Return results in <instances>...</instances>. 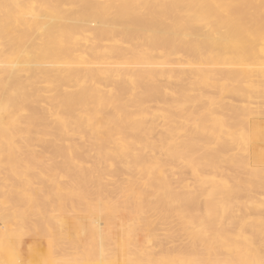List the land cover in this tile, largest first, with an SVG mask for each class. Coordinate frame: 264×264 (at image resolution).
<instances>
[{
	"label": "bare ground",
	"instance_id": "1",
	"mask_svg": "<svg viewBox=\"0 0 264 264\" xmlns=\"http://www.w3.org/2000/svg\"><path fill=\"white\" fill-rule=\"evenodd\" d=\"M261 115L264 0H0V264H264Z\"/></svg>",
	"mask_w": 264,
	"mask_h": 264
},
{
	"label": "rangeland",
	"instance_id": "2",
	"mask_svg": "<svg viewBox=\"0 0 264 264\" xmlns=\"http://www.w3.org/2000/svg\"><path fill=\"white\" fill-rule=\"evenodd\" d=\"M228 100H232L233 98H227ZM257 102H258V100H256ZM255 101V102H256ZM256 102V103H257ZM256 103H254V104H252L253 106H259V105H261V103H258V104H256ZM264 115H261V117L260 118H256V119H261V120H263L264 121ZM253 119H255V118H253ZM255 119V120H256ZM263 145H264V143H262V142H260L259 144H258V146H259V148H261V149H264V147H263ZM39 149V148H38ZM235 151H237L236 149H235ZM234 151V149H233V151L232 152H235ZM255 166H260V165H255ZM184 169V170H183ZM182 170H183V177L185 178L186 176V178L188 179V181H186V182H188V183H190L191 185V187L192 186H194V184H196V180H195V178H194V175L192 174V172L190 171V169L189 168H187V167H183L182 168ZM244 170V169H243ZM242 169L239 171L240 172V174L242 175V176H244L246 173H247V171H245V172H242L243 171ZM246 170V169H245ZM210 171H212V170H210ZM209 171V172H210ZM213 171H215V170H213ZM207 172V171H206ZM209 172H207V173H209ZM228 172L229 173H231V170H228ZM190 173V174H189ZM219 172L218 171H215L214 172V175H215V178H217V179H219V174H218ZM242 173H245V174H242ZM186 176H185V175ZM210 174V173H209ZM212 174H213V172H212ZM211 174V175H212ZM221 174V173H220ZM222 176V175H221ZM177 178H178V176L177 175H174L173 176V181H174V179H175V181L174 182H176L177 181ZM185 178V180H187ZM190 178H192V179H190ZM230 180H232V179H230ZM195 182V183H194ZM264 190H261V191H259V192H255L254 194H256L258 197H260V198H264V194H262V193H264L263 192ZM260 192H262V193H260ZM260 194V195H259ZM262 194V195H261ZM115 215H116V221H115V224H114V226H113V228H114V230H120L121 228H129V226L132 224H134V220H133V222H132V219H129L128 217H127V214H126V212H125V210L124 209H119V210H117V212L115 213ZM89 216V217H88ZM87 216V218L86 219H90L91 217H90V215H88ZM120 218H121V220H120ZM174 222H173V221ZM172 220H171V222L172 223H170L173 227V230L174 229H178L179 227V223H178V219L176 218V217H174V219L172 218ZM1 222V221H0ZM124 223H127V225L126 224H124ZM128 223H129V225H128ZM131 225V226H132ZM0 226H1V223H0ZM102 226H104V227H106V225L103 223V221H102ZM178 227V228H177ZM22 231H20V233H21ZM19 233V234H20ZM30 233H26L25 231H23L22 232V234H20V236H19V238L17 239L18 241H20V242H28V241H30V240H34V239H39L40 237L37 235V236H34V235H36L35 233H31L32 234V236L30 235V237L28 236ZM141 234V230L140 231H138V235H140ZM138 235H134L133 236V238L135 237H137ZM181 235V236H180ZM24 237V238H23ZM139 238V237H138ZM178 239H176L177 241H175V244L177 243V244H182L184 241L186 242L187 240L189 241V239L188 238H186V236H182V234H179V236L177 237ZM20 239V240H19ZM184 242V243H185ZM186 243H188V242H186Z\"/></svg>",
	"mask_w": 264,
	"mask_h": 264
}]
</instances>
